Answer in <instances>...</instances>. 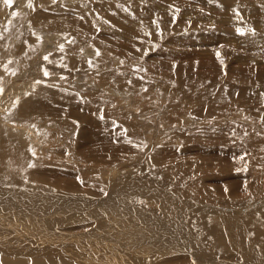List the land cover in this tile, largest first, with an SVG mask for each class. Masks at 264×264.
Segmentation results:
<instances>
[{
  "label": "rangeland",
  "instance_id": "1",
  "mask_svg": "<svg viewBox=\"0 0 264 264\" xmlns=\"http://www.w3.org/2000/svg\"><path fill=\"white\" fill-rule=\"evenodd\" d=\"M66 18L83 20L90 30L63 23ZM142 28L149 37L139 36ZM243 70L246 75L240 74ZM40 86L75 92L62 97V104L50 103L46 109L71 110L77 119L46 117L40 124L35 117L29 121L10 111L0 121L3 137L12 138L10 130L19 134L22 126L35 134L45 129L46 138L53 140L46 149L39 145L40 153L35 156L44 155L43 161L54 164L58 173L70 164L93 171L95 182L83 183L77 171L67 178L61 175L66 185L84 188L79 194L92 195L90 200L103 199L108 185L116 191L136 181V187L142 189L138 199L142 210H137L152 216L156 213L150 207L157 210L160 203L151 187L167 190L162 193L168 198H162L163 209L178 203L166 200L181 202L188 197L194 202L192 191L207 197L204 188L218 193L229 184L243 194L253 179L259 180V188L264 187V0H13L11 4L0 0V100L6 98L2 105L16 101V109ZM76 139L79 152L103 145L123 152H115L118 158L114 160L95 153L71 161L66 156L72 152L67 150ZM165 159L169 164L183 160L187 165L166 167L160 164ZM197 161L209 167L206 179L202 176L207 169L199 176L190 168L200 163ZM46 171L49 177H58L49 168ZM155 172L159 174L151 176ZM183 192L188 195L182 196ZM261 199L237 202L232 210L239 217L256 213L255 205ZM0 206L2 212L8 211V215L0 211L3 215L18 217L17 223L12 219L11 227L32 224L25 217L29 209ZM165 212L171 217L170 211ZM93 220L87 224L94 225ZM82 222L76 226L85 225ZM133 226L120 233L126 234ZM29 228L33 230L31 225ZM54 247L48 254L19 259L25 264H54ZM189 253L188 258L194 257ZM63 254L69 264L86 263ZM183 257L179 258L184 264ZM0 258L4 256L0 254Z\"/></svg>",
  "mask_w": 264,
  "mask_h": 264
},
{
  "label": "bare ground",
  "instance_id": "2",
  "mask_svg": "<svg viewBox=\"0 0 264 264\" xmlns=\"http://www.w3.org/2000/svg\"><path fill=\"white\" fill-rule=\"evenodd\" d=\"M110 12L116 13L114 9L110 10ZM62 21L70 25L74 23V25L81 26L88 31L90 30V25H87L83 20L79 21V19L76 18H66L65 20L62 19ZM156 22H158V20L155 21V23ZM138 32L139 36L142 35L145 38L149 37L146 35L148 31L144 32L143 28L141 30L139 29ZM180 68L182 69V67ZM240 74L246 75L247 71L243 70ZM75 94L76 93L72 91L62 92L57 89L55 91H50L48 88L40 86L37 88L35 94L29 95L26 99L21 100L16 109H14L16 101L2 105L6 100V98H3L0 100V121L3 119L2 117H4L3 114L12 111V116L14 117L28 119L32 116L35 117L40 124L46 122V117L53 120H61L67 117L74 122V119H77L78 115L70 114L71 110L64 109L60 112H52L50 109L47 110L46 106H50V103L54 102L62 104V97L73 96ZM8 95H10V93ZM78 122L80 124H85L84 120ZM12 125L14 124L12 123ZM54 125L56 124L54 123ZM60 125L61 124H59V126ZM43 130L38 132L39 137H37L38 133L35 134L32 132V129L22 126L18 129L19 134L17 135L11 132V130L8 131L9 133L5 131L12 137H8L9 139L7 140L3 137L4 131L0 130V203L14 206L15 208L20 207L22 209H29V215L27 214L24 216L30 217L33 221H28L32 223L30 225L33 230H30V228L28 229L30 225L25 226L24 222H22L23 226L18 225L11 227L10 224L12 223V219L14 223H17L18 217L12 216V218L10 216L12 213L7 216V210L6 213L3 211L7 215H3V212L0 210L2 212L0 213V254L4 256V258H0V264H25L19 258H24L25 260V258H28L26 256L35 257L39 254L42 255V253L46 254L51 246L56 247H54L56 257L54 256V260H51L54 264H69L68 257L65 258L61 256V253L74 259H82L81 261L84 263L86 262L85 264H168L169 262L171 263V261L172 263L181 262L179 257H183L182 254L186 255L189 251H191L194 257L188 258L187 255H191L190 253L186 255L187 257L184 256V264H264V187L259 188V180L253 179L251 180L252 182H247L243 194L236 191L235 188L230 187L229 184H226L225 190L222 189L218 193H212L210 188L208 190L204 188L202 192L205 193L206 196L208 195L207 197L198 196L195 191H192L194 202L195 200L196 202L204 201L202 203L197 202L194 204V202H190L188 197L187 200L184 199V201L181 202H179L178 199L172 201L166 200L171 204H175V201L178 202L176 206L172 207L173 209L170 205L164 209L162 207L164 204L163 201L168 199L167 196L162 193L167 190L159 187H151L150 190L159 196L158 202L160 206L158 205L159 207L157 210V207H150L158 216H156V214L154 215L152 212L153 215L148 216L150 213L149 211V213H144V209V212L137 210L141 209L139 206L141 202L140 200L138 201V199L140 197L139 193H141L139 191L142 189L140 185L136 187V181H132L133 183L131 186H129L130 184L127 187L119 186L116 188V191L112 190V187L110 188L108 185L107 190H109V192H106V196L108 195V197L105 198V196L100 200H95V197H93V200H90L92 195L79 194L84 191V188L70 185L69 182L67 184L70 186L66 185L64 183L66 181L61 175H66L65 177L67 178V175L74 174L73 172L77 171L83 183L95 182L96 176L93 171H89L87 168H77L75 164H70V166L67 165L68 167H64V169L61 167L62 171L58 173L57 170L60 169L56 170L53 166L54 164L51 165L43 161L44 155H41L38 159L35 154L40 153L39 145H41V148H45L46 145H49L53 140L51 136L52 139H47L45 134L46 131L44 132ZM157 131L159 132V130ZM140 148L142 149V147ZM136 150H138V147ZM67 151L72 152L70 155L68 154L66 156L68 157L67 159L73 161L83 154L92 155L95 153L99 155L102 154L104 159L114 160L118 157H116V154L115 156L113 154L119 150L114 147L103 145L102 147H88L84 152H79L76 139ZM154 157L156 158L157 156ZM160 157L162 158V156ZM156 160H158V158H156ZM168 161L160 162V164L162 163V165L164 164L166 167L173 165V167L176 168H180L182 164H186L183 160L171 164H169ZM197 162L200 163L190 168H192L194 172H198L199 176H201L202 174L200 173L209 167L206 163H202L203 161ZM139 163L140 161L134 162V165ZM155 163L154 165H157ZM249 163L250 161L246 162V165H249ZM196 166L200 172L196 169ZM47 168H49L52 175L55 174L58 177L55 179L49 177L46 171ZM150 171L154 172V170ZM208 172H210L209 169L206 170L202 177L206 179ZM156 174H159V172H155L151 174V176L155 177ZM150 190L148 189V191ZM148 191L146 190L145 192ZM260 193L263 194L261 195ZM104 194L105 192L103 195ZM181 194L182 196L188 195L184 192ZM100 198H102V195ZM260 198H262L260 204L258 203L259 205H255L257 208L256 213L250 212L247 215L241 214L243 216L239 217L236 211L232 210L234 207H238L237 202L240 203L243 201L248 204L250 201ZM211 200L214 204L211 203ZM75 201L79 202L76 203ZM84 201L89 203L86 202L84 204ZM209 201L210 203H208ZM154 202H156V200ZM132 203L136 205V207L133 206L134 209L128 207V205ZM92 204L100 205L98 207L89 208ZM218 205H220V207H218ZM2 207L0 206L1 209ZM10 208L12 207L8 209ZM159 208L161 210H159ZM165 210L172 213L171 217L168 216ZM176 210L179 216L176 215ZM258 212H262L263 214L260 215ZM111 214L115 216V219ZM164 215L171 221L167 222V219L165 222ZM93 218L94 225H88L92 222L91 220ZM80 221H83L82 223L85 225L76 226L81 223ZM130 222L134 225L133 228H128L126 234L120 233L123 228L125 229L128 226H132ZM96 229H100L101 231L98 230L100 233L97 232ZM253 248L255 250H252ZM59 252H61L60 255H57ZM218 257H223V259L219 260ZM179 264H183V262Z\"/></svg>",
  "mask_w": 264,
  "mask_h": 264
},
{
  "label": "snow or ice",
  "instance_id": "3",
  "mask_svg": "<svg viewBox=\"0 0 264 264\" xmlns=\"http://www.w3.org/2000/svg\"><path fill=\"white\" fill-rule=\"evenodd\" d=\"M6 2L9 3V4H11V3H13V0H6ZM45 74L47 75L48 73L45 72Z\"/></svg>",
  "mask_w": 264,
  "mask_h": 264
}]
</instances>
